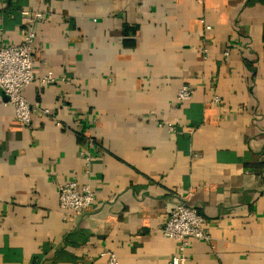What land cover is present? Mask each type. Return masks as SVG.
I'll return each instance as SVG.
<instances>
[{
    "label": "crops",
    "instance_id": "crops-1",
    "mask_svg": "<svg viewBox=\"0 0 264 264\" xmlns=\"http://www.w3.org/2000/svg\"><path fill=\"white\" fill-rule=\"evenodd\" d=\"M25 9L45 15L23 91L37 111L24 127L0 90V264H170L178 202L211 239L186 264H264V0H0V47ZM72 181L95 199L64 217Z\"/></svg>",
    "mask_w": 264,
    "mask_h": 264
},
{
    "label": "built area",
    "instance_id": "built-area-1",
    "mask_svg": "<svg viewBox=\"0 0 264 264\" xmlns=\"http://www.w3.org/2000/svg\"><path fill=\"white\" fill-rule=\"evenodd\" d=\"M23 29L22 41L19 45L0 47V90L7 98V105L13 109L17 122L24 127H29L32 115L37 111L23 96V91L34 80L33 45L35 41L34 27L45 20V15L40 12L22 10ZM2 19L0 15V20ZM228 53H225L227 56ZM55 81L51 72L40 79V84L47 86ZM192 89L183 85L177 92L176 101L179 104L188 102L192 98ZM217 102L218 99H215ZM42 114L50 115L49 110H43ZM78 122V121H77ZM171 130H173L170 127ZM88 150L82 151L86 166L92 160L89 150L95 147V141L88 138L86 141ZM58 203L64 217L77 215L85 211L93 203L95 197L88 185H78L76 182H67L58 185ZM159 233L169 240L177 243V252L172 256L170 264H186V242L188 240L210 243V236L205 228V220L192 207L178 202L171 209L166 223L159 229ZM106 264H118L117 257L113 253H104Z\"/></svg>",
    "mask_w": 264,
    "mask_h": 264
}]
</instances>
